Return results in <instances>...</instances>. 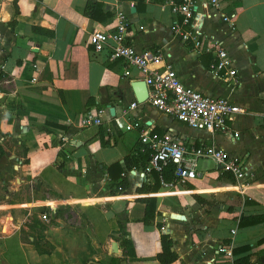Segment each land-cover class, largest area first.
Listing matches in <instances>:
<instances>
[{"label":"crops","instance_id":"1","mask_svg":"<svg viewBox=\"0 0 264 264\" xmlns=\"http://www.w3.org/2000/svg\"><path fill=\"white\" fill-rule=\"evenodd\" d=\"M88 1L109 16L85 17ZM227 1L234 31L217 18L195 22L223 43L237 84L210 71V53L174 35L169 4L176 0H0V264H159L161 235L172 241V264L244 257L264 264V222L240 226L242 218L264 215V0ZM117 10L128 19L129 45L170 54L183 84L242 111L227 133L191 129L138 103L139 71L88 45L92 31L112 30ZM133 102L138 109L124 116ZM95 107L107 112L103 125L83 127L84 112ZM116 121H138L159 136L169 131L189 147L214 146L238 159L247 176L236 180L200 159L196 179L165 188L148 171L139 132ZM145 199L155 201L148 223ZM124 238L133 256L124 255Z\"/></svg>","mask_w":264,"mask_h":264},{"label":"built area","instance_id":"2","mask_svg":"<svg viewBox=\"0 0 264 264\" xmlns=\"http://www.w3.org/2000/svg\"><path fill=\"white\" fill-rule=\"evenodd\" d=\"M169 10L176 19L173 31L179 41L184 44L192 43L199 51L210 53L213 57L210 71L215 75L221 74L224 81L237 84V71L223 43L205 36L201 32V24L195 22L197 17L217 18L234 31L236 12L230 3L227 0H209L207 4L203 0H181L178 4L170 2ZM113 15L112 30L90 33L88 45L92 51L96 54L104 53L110 63L120 61L128 67L137 69L147 88V99L143 103L154 110L191 129L212 134L227 133L228 123L242 111L226 99L203 95L183 84L169 62L170 54L161 50H138L129 45L126 40L129 28L126 14L117 10ZM162 62H166L163 69H152L153 65ZM128 74L126 71L125 75ZM138 106V103L133 102L122 114L126 116L129 111L138 109ZM106 114L107 112L100 107L87 109L81 118V125L102 126V117ZM115 124L123 131L137 130L141 151L149 153L148 171L160 174L164 168L172 165L175 183L185 184L196 179L200 159H210L219 170L229 172L236 180H242L247 176L238 159L214 146L189 147L173 137L169 131L159 136L148 127H142L138 121L126 123L116 121ZM162 185L165 188L172 186L163 182ZM118 190L121 191V188ZM41 220L47 221V216L42 215Z\"/></svg>","mask_w":264,"mask_h":264},{"label":"trees","instance_id":"3","mask_svg":"<svg viewBox=\"0 0 264 264\" xmlns=\"http://www.w3.org/2000/svg\"><path fill=\"white\" fill-rule=\"evenodd\" d=\"M38 2H41V0H37ZM180 0H176V3H179ZM101 5L97 4L92 1H88L85 4L84 7V15L88 19H91L93 21H102L105 18L109 16L107 13H103L101 10ZM34 31L40 33V34H46L50 35V32L44 29L36 28ZM0 80H1V74H0ZM126 166H129V159H125ZM174 168L172 165H169L168 167L164 168L163 171L160 174H156L159 178V181L167 184H173L175 182V178L173 175ZM120 186L124 187V183H120ZM149 189L141 188L138 191H148ZM143 202L146 204V210L145 215L143 218L144 223H148L153 220L154 218V204L155 201L151 199H145ZM264 222V215L258 216V217H251V218H242L240 220V226H249L254 225L257 223H263ZM264 239L258 242V244L263 243ZM120 245L123 249L125 256H133V248L132 244L129 239H122L120 241ZM160 246H161V252L157 254L156 259L159 264H172L177 260V255L172 251V241L167 235H161L160 237ZM39 250V249H38ZM41 252V251H40ZM118 263V262H117ZM114 264V263H112ZM233 264H251L248 257H244L238 260H235Z\"/></svg>","mask_w":264,"mask_h":264},{"label":"water","instance_id":"4","mask_svg":"<svg viewBox=\"0 0 264 264\" xmlns=\"http://www.w3.org/2000/svg\"><path fill=\"white\" fill-rule=\"evenodd\" d=\"M136 87L141 89V91L139 93L138 103H143L147 99V88H146V85H145V83L143 81H139V82H137ZM110 113L113 115L114 111L111 110ZM112 252L114 254L120 256V252H119V249H118V246H117L116 243L112 244Z\"/></svg>","mask_w":264,"mask_h":264}]
</instances>
